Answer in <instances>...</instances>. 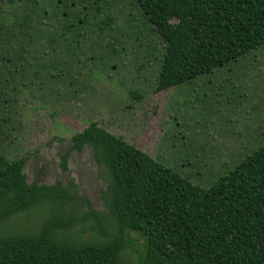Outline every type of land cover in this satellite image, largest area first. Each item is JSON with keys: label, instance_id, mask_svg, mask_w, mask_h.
I'll list each match as a JSON object with an SVG mask.
<instances>
[{"label": "trees", "instance_id": "obj_1", "mask_svg": "<svg viewBox=\"0 0 264 264\" xmlns=\"http://www.w3.org/2000/svg\"><path fill=\"white\" fill-rule=\"evenodd\" d=\"M126 8L140 13L126 19ZM121 16L140 45L142 18L164 42L157 91L264 46V0H0V88L17 94L45 83L86 86L81 77L92 71L90 60H111L121 47ZM146 46L156 54L155 45ZM84 148L106 183L107 215L92 211L70 186L30 185L25 159L0 154V264H264V145L209 189L94 123L71 136L63 168L71 152ZM43 203L54 213L42 226L2 229ZM83 205L89 210L80 215ZM131 233L142 240L136 260L125 258Z\"/></svg>", "mask_w": 264, "mask_h": 264}, {"label": "rangeland", "instance_id": "obj_2", "mask_svg": "<svg viewBox=\"0 0 264 264\" xmlns=\"http://www.w3.org/2000/svg\"><path fill=\"white\" fill-rule=\"evenodd\" d=\"M123 12L126 19L130 12L133 16L140 13L130 8ZM125 18L121 16V47L116 46L108 57L111 60H90L92 71L86 69L81 77L86 86L58 84L54 88L45 83L41 90L33 85V93L21 87L17 94V89L14 94L0 88V103L5 98L12 103L0 106V154L10 162L25 159L23 173L30 185L70 186L72 195L87 198L90 209L102 215H107L101 198L106 183L98 178L91 150L71 152L66 168L62 166L71 136L89 123L102 126L203 189L264 145V46L176 87L157 91L164 42L142 18L137 28L140 45L130 36ZM145 43L155 45L156 54ZM147 54H155L157 62L147 63ZM68 89L75 95L67 94ZM129 91L142 94V100ZM43 204L6 221L2 229L14 232L42 226L54 213L51 203ZM88 210L83 205L78 214ZM89 224L93 222L75 230ZM129 240L125 258L136 260L142 240L133 233Z\"/></svg>", "mask_w": 264, "mask_h": 264}]
</instances>
